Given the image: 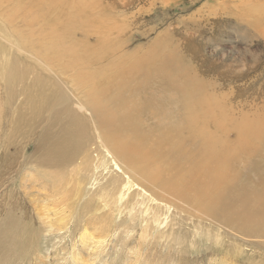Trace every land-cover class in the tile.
Segmentation results:
<instances>
[{
    "label": "bare ground",
    "instance_id": "1",
    "mask_svg": "<svg viewBox=\"0 0 264 264\" xmlns=\"http://www.w3.org/2000/svg\"><path fill=\"white\" fill-rule=\"evenodd\" d=\"M49 1L19 0L0 14V89L6 105L18 101L3 111L9 116L4 148L16 146L24 160L31 144L41 156L38 166L59 169L31 166L18 179L15 152L5 149L0 188L13 184L34 203L39 223L60 238L51 248L54 257L63 264H120L122 256L127 264H146V252L155 258L158 249L163 264H264V153L243 152L241 161L221 153L222 124L207 117L219 83L199 77L194 66L187 69L184 59L163 65L149 53L114 56L120 52L107 36L112 28L103 33L91 25L83 40L73 42L68 36L76 26L47 20ZM257 2L239 5L257 13ZM89 62L94 75L88 77ZM214 69L207 66L203 73ZM251 119L243 115L228 128L237 132L240 147L237 129L254 132ZM256 127L264 133L263 121ZM41 191L44 199L34 193ZM7 192L3 199L12 198ZM22 209L7 199L2 208L5 217ZM18 229L0 220V264H46V246L31 239L22 244ZM194 245L200 246L195 260L178 263L184 257L178 249L184 253ZM10 248L12 255L3 258Z\"/></svg>",
    "mask_w": 264,
    "mask_h": 264
},
{
    "label": "rangeland",
    "instance_id": "2",
    "mask_svg": "<svg viewBox=\"0 0 264 264\" xmlns=\"http://www.w3.org/2000/svg\"><path fill=\"white\" fill-rule=\"evenodd\" d=\"M17 1L19 0H9L7 3L5 0H0L2 3L0 14H8L13 9L9 3ZM21 1L27 3L32 0ZM35 1L37 3L46 2V0ZM242 1L246 0H50L44 8L49 15L47 20L50 19L52 25L57 22L63 26H76L75 35L73 37L68 36L72 38L73 42L83 40V35L86 33H82V31L92 29L91 25L99 26L103 33L112 28L113 33H109L107 36H113L116 39L115 42L118 45L116 50L120 52L117 55L114 54V56L124 52L136 53L137 55L149 53L158 55L157 58L163 61V65L172 63L168 62L166 64L165 61L174 59L177 62L179 58L180 60L184 59L188 63L187 69L190 70V67L194 66L192 71L199 77L219 83L216 84L218 97L211 96L210 102L212 105H206L209 109L207 117L208 120H218L222 124L224 132L222 133L223 150L221 153L232 154L230 159L241 161L246 160L243 152L264 153V133L260 134L256 127L258 121L264 122V0H256V2L260 1L261 6L254 8L259 11V8L262 7L263 10L260 9L259 11L261 13L257 11L255 13L253 9L251 11L247 8L248 5L252 4V1L245 7L239 5ZM258 2L257 4H259ZM251 7L253 8V6ZM23 8L28 10V4H25ZM40 10L43 11L42 8ZM80 13L86 14V17L84 19L77 18L76 14ZM244 14L248 16H244ZM249 16L251 20H255L253 25L248 24ZM240 17L242 18L240 19ZM120 26H123L124 29L116 34V29ZM102 44L106 45L105 38H103ZM4 60L5 57L1 56L0 64ZM207 66L214 67L217 72L204 75L203 71ZM92 71L93 65L89 62L85 69L88 77L94 75L91 74ZM79 91L81 94L86 93L82 89H79ZM16 103L18 101L6 105L3 90L0 89V158L1 151L6 149L4 144L6 146L8 141L7 131L9 130L7 128L9 116L3 111L5 108H11L12 110ZM112 108H115L113 104ZM246 114L249 115V118H252L248 122V126L255 129V131L248 132L237 129L243 142V146L240 147L235 141L237 132L228 128L241 123L243 115ZM7 150L10 153L15 152L13 169L16 170L15 176L18 179L21 178L27 168L30 170L33 167L36 170L37 167L40 172L59 169L38 166L41 156L39 153H33L31 144L27 146L25 153L27 159L24 160L21 158V152L19 148L16 149V146L11 147L9 145L5 151ZM17 180L16 183L18 184ZM11 186L15 187L13 184L5 183V186L0 188V220L5 219L8 224H18V238H20L22 244L31 239L37 241L38 246H46L48 249L46 264H63L64 259L59 255L54 257V249H51L57 246L56 242L60 238L52 232L45 231L39 223L34 210V203L29 202L28 196L24 195L19 188L13 189ZM9 188L11 189L12 198L7 196L3 199L2 192L4 190L9 191ZM30 188L34 189L35 187L31 186ZM34 193L39 198L44 199V191ZM6 199L8 205L11 202L21 205L23 212L5 217L2 208ZM227 202L228 199H225L224 204ZM182 231L192 233V229L187 226H183ZM199 247L198 245L188 246L185 248L184 253H182L184 247L178 249V255L184 256L178 258V263L194 261L200 251ZM153 252L157 260L151 257L147 251L145 255L146 264H152L154 261H157V264H163L162 261H158L159 257L163 256V252H159L158 249ZM12 253L13 249L10 248L2 257L7 259ZM19 253H21V247L15 250V255ZM31 257L33 259L34 255H31ZM225 257L229 260L236 259L231 254H226ZM114 258H119V256L114 255ZM123 259L122 256L120 264H127L126 258L124 261ZM237 260L242 264L241 259ZM115 261H111L112 264L119 263V259ZM26 263L28 262L26 261ZM33 263L36 264L37 261ZM132 263L133 261L129 262V264Z\"/></svg>",
    "mask_w": 264,
    "mask_h": 264
}]
</instances>
